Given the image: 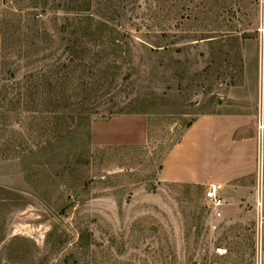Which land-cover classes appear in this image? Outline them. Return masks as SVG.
Returning <instances> with one entry per match:
<instances>
[{
	"label": "rangeland",
	"instance_id": "obj_1",
	"mask_svg": "<svg viewBox=\"0 0 264 264\" xmlns=\"http://www.w3.org/2000/svg\"><path fill=\"white\" fill-rule=\"evenodd\" d=\"M263 56L264 0H0V264H264ZM204 113L238 176L220 215L160 180ZM122 114L147 144L94 146Z\"/></svg>",
	"mask_w": 264,
	"mask_h": 264
},
{
	"label": "crops",
	"instance_id": "obj_2",
	"mask_svg": "<svg viewBox=\"0 0 264 264\" xmlns=\"http://www.w3.org/2000/svg\"><path fill=\"white\" fill-rule=\"evenodd\" d=\"M253 101L258 109L256 123L260 126L259 136L264 148V56L262 81L254 93ZM149 132L147 115L122 114L108 121L93 123L91 141L96 147L142 146L147 144ZM228 141L229 135L222 116L216 113L199 115L165 157L160 180L198 187H209L212 184L223 186L222 182H233L238 176H225L219 163ZM258 203L261 207L262 201Z\"/></svg>",
	"mask_w": 264,
	"mask_h": 264
},
{
	"label": "built area",
	"instance_id": "obj_3",
	"mask_svg": "<svg viewBox=\"0 0 264 264\" xmlns=\"http://www.w3.org/2000/svg\"><path fill=\"white\" fill-rule=\"evenodd\" d=\"M205 196L213 212L220 215V209L226 204V199L223 196V186L220 184L210 185Z\"/></svg>",
	"mask_w": 264,
	"mask_h": 264
},
{
	"label": "trees",
	"instance_id": "obj_4",
	"mask_svg": "<svg viewBox=\"0 0 264 264\" xmlns=\"http://www.w3.org/2000/svg\"><path fill=\"white\" fill-rule=\"evenodd\" d=\"M191 125H192V124H191ZM191 125H189V127H190Z\"/></svg>",
	"mask_w": 264,
	"mask_h": 264
}]
</instances>
